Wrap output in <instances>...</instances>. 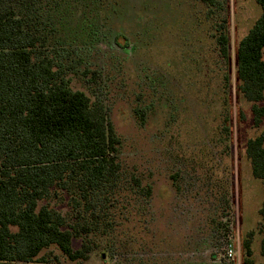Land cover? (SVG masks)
Segmentation results:
<instances>
[{
  "label": "rangeland",
  "instance_id": "rangeland-1",
  "mask_svg": "<svg viewBox=\"0 0 264 264\" xmlns=\"http://www.w3.org/2000/svg\"><path fill=\"white\" fill-rule=\"evenodd\" d=\"M226 6L209 15L201 0L65 1L56 23L61 64L73 88L104 104L121 138L124 177L132 185L134 179L151 184L153 194L147 218L123 214L122 204L115 231L92 237L87 260L72 262L52 248L48 264H113L115 257L139 264L163 251L209 261L206 239L219 221L228 224L220 258L231 242L237 257L226 264H242L243 236L257 231L264 203V183L252 176L246 146L264 134V117L256 126L252 103L237 92L235 45L261 7L256 0ZM226 15L229 65L217 41ZM260 242L256 234L257 261Z\"/></svg>",
  "mask_w": 264,
  "mask_h": 264
},
{
  "label": "trees",
  "instance_id": "trees-1",
  "mask_svg": "<svg viewBox=\"0 0 264 264\" xmlns=\"http://www.w3.org/2000/svg\"><path fill=\"white\" fill-rule=\"evenodd\" d=\"M65 1L0 0V264H48L52 248L72 262L87 260L92 237L115 231L122 204L128 216L137 211L147 218L151 213L153 186L136 179L132 185L124 177L121 138L104 104L73 88L61 64L64 48L56 23ZM201 1L209 15L223 13L229 4V0ZM256 1L261 14L236 42L235 65L237 92L252 103L255 124L260 126L264 0ZM222 20L217 41L229 65L228 15ZM137 113L142 114L140 109ZM246 154L252 176L264 183V134L247 141ZM54 201L65 203L67 209ZM259 214L257 231L243 236L242 264H264V203ZM227 225L219 221L206 239L209 261L194 253L172 256L163 251L158 257L141 258L139 264H226L218 249ZM256 234L261 236V261L253 250ZM76 239L82 240L80 248ZM108 250L115 257V250ZM113 264L124 262L115 257Z\"/></svg>",
  "mask_w": 264,
  "mask_h": 264
},
{
  "label": "built area",
  "instance_id": "built-area-1",
  "mask_svg": "<svg viewBox=\"0 0 264 264\" xmlns=\"http://www.w3.org/2000/svg\"><path fill=\"white\" fill-rule=\"evenodd\" d=\"M236 257L237 253L235 245L231 242H228L226 244L225 250L221 253V258H223L227 262H231L232 260H235Z\"/></svg>",
  "mask_w": 264,
  "mask_h": 264
}]
</instances>
